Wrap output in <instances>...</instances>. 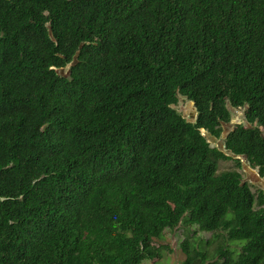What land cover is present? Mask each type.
I'll list each match as a JSON object with an SVG mask.
<instances>
[{"label":"trees","instance_id":"trees-1","mask_svg":"<svg viewBox=\"0 0 264 264\" xmlns=\"http://www.w3.org/2000/svg\"><path fill=\"white\" fill-rule=\"evenodd\" d=\"M243 158L264 178V0H0V264H144L179 224L225 238L181 264H264Z\"/></svg>","mask_w":264,"mask_h":264},{"label":"rangeland","instance_id":"rangeland-1","mask_svg":"<svg viewBox=\"0 0 264 264\" xmlns=\"http://www.w3.org/2000/svg\"><path fill=\"white\" fill-rule=\"evenodd\" d=\"M179 107L185 117L188 119H195L196 112L192 101L181 100ZM243 117L244 111L242 109L235 110L231 121L232 125H224L226 128L225 134H227L230 129L234 128V124L244 121ZM245 124H247V122ZM212 137L210 141L213 145L217 146L222 143V139ZM242 163L245 169L244 179L254 183L253 189L255 191L256 187H260V185L264 188V178L259 176L258 170L250 167L245 158L242 159ZM233 166V161L222 162L220 170L233 168ZM185 240L189 241L190 247H199L201 250L205 251L209 257H213L216 254L219 246L225 245V238L221 234L218 235L213 231L201 230L196 225L179 224L176 229H167L162 241L157 243L158 245L166 244L169 247V249L166 248L163 250V258L161 260L146 261L144 264H181L187 258V254L183 249V242ZM231 246L236 249V247L240 246V243L232 241Z\"/></svg>","mask_w":264,"mask_h":264},{"label":"water","instance_id":"water-1","mask_svg":"<svg viewBox=\"0 0 264 264\" xmlns=\"http://www.w3.org/2000/svg\"><path fill=\"white\" fill-rule=\"evenodd\" d=\"M207 135H208V137H209V138H211V137H212V136H211V135H209V134H207ZM212 138H213V137H212Z\"/></svg>","mask_w":264,"mask_h":264},{"label":"clouds","instance_id":"clouds-1","mask_svg":"<svg viewBox=\"0 0 264 264\" xmlns=\"http://www.w3.org/2000/svg\"><path fill=\"white\" fill-rule=\"evenodd\" d=\"M204 134H206V133L204 132Z\"/></svg>","mask_w":264,"mask_h":264}]
</instances>
